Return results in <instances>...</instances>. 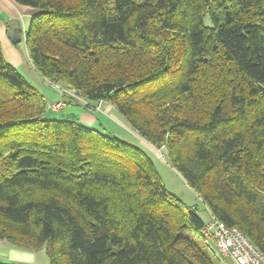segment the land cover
<instances>
[{
	"label": "trees",
	"instance_id": "1",
	"mask_svg": "<svg viewBox=\"0 0 264 264\" xmlns=\"http://www.w3.org/2000/svg\"><path fill=\"white\" fill-rule=\"evenodd\" d=\"M14 1L40 9L25 42L49 86L112 104L264 252V0ZM49 105L0 41L1 239L51 264H222L148 152Z\"/></svg>",
	"mask_w": 264,
	"mask_h": 264
},
{
	"label": "rangeland",
	"instance_id": "2",
	"mask_svg": "<svg viewBox=\"0 0 264 264\" xmlns=\"http://www.w3.org/2000/svg\"><path fill=\"white\" fill-rule=\"evenodd\" d=\"M30 8L35 10V13H38L40 11L39 8L36 7H31ZM33 15L30 17H25V16H20L19 17V26L20 28L24 31V29H27L28 26L30 25L31 19ZM2 21L0 20V23ZM18 49L21 54V64L16 66L17 70L23 75V77L28 80L32 85L35 87L39 88L41 91L47 93V94H54L57 91L55 89L48 85L46 81H44V78L32 67V65L28 61L27 57V48H26V42L25 39L17 43ZM3 53L5 57L10 61V54L8 53L7 49L5 48V45H2ZM12 62V61H11ZM62 84V83H61ZM65 86V85H64ZM67 87V86H66ZM58 93V92H57ZM59 94V93H58ZM75 96H73L74 100L82 102L84 105L86 104V100L84 97H82L79 93L74 91ZM102 102L99 104L101 107ZM78 112L77 114L80 115L82 113L83 109L81 110L77 109ZM67 111H71V109H65L62 110V113H67ZM59 112V113H61ZM58 112L53 110H49L48 116L50 118H63L64 116L60 115ZM122 120H124V117H120ZM108 119V118H107ZM112 121L114 124H117L116 120L114 118H111L109 121ZM106 128H103L102 126L100 127H95L102 132L105 133H110L111 128L108 127H113L111 123H106ZM118 125V124H117ZM119 126V125H118ZM118 129V128H116ZM123 129V128H122ZM121 129V130H122ZM124 130V129H123ZM130 130V129H129ZM121 133V132H120ZM114 134V133H113ZM122 134V133H121ZM116 135V134H115ZM123 139L131 142L132 144L139 145L142 147L148 154L152 157L155 166L164 182L166 185L167 189L178 196L181 200V202L187 206L188 208L191 209H196L197 213L201 216V218L204 221H208L210 219V212L208 211V208L206 207L205 203L202 201V199L198 196L196 191H194L185 181V179L182 177V175L171 165L168 156L166 154V148L165 146L157 147L153 146L150 142L146 141L148 143H144V141L138 137V138H133L132 136H129L127 134H122ZM125 137V138H124ZM190 238H192L199 246L202 248L208 250L209 247L205 244V236L203 232H191L190 233ZM210 245V248L214 246V241L211 239H208V243ZM0 262H22L26 264H51L49 256L44 248L42 249H29L26 247H22L16 244H13L12 242L6 240V239H1L0 238Z\"/></svg>",
	"mask_w": 264,
	"mask_h": 264
},
{
	"label": "crops",
	"instance_id": "3",
	"mask_svg": "<svg viewBox=\"0 0 264 264\" xmlns=\"http://www.w3.org/2000/svg\"><path fill=\"white\" fill-rule=\"evenodd\" d=\"M34 14H36L35 10L30 8L29 6L18 4L14 0H0V20L2 21L0 23V41H1V45H5V48L10 54L9 56L10 61L9 60L8 61L15 67L21 64L22 60H21V54H20L17 44H14L12 42V35L14 34L16 30H19L21 34V41L25 39V32L27 29H24L23 31L20 28L19 22H18L19 17L21 15L25 17H30L31 15H34ZM44 81L47 82L46 79H44ZM43 93L45 94L47 102L49 104L53 102H57L61 99L60 95L57 92L54 94H50V95L45 92ZM67 108L71 109V111H67V113L61 112L62 110H65ZM81 108L83 109V111L79 115L76 112H78L77 109L81 110ZM100 108L101 109L99 111L90 112L87 109H85L84 104L82 102L68 98L66 106L62 108L61 110L56 111V113L61 112L59 114L62 116H71V115L77 116L78 120L81 123L92 126V127L102 126L103 128H106L107 126L106 123H111L113 126L116 125L115 127L118 129L113 128V127H108L112 129L109 132L115 133L116 135H119L122 137H123L122 134H127L129 136H132L133 138L139 137L141 141L143 140L144 143L146 142L143 138H141V136L136 131L133 130V128L129 126L125 118L124 120L120 118L122 114L112 104L108 102H102ZM110 116L111 118H114L116 120L119 126L117 124H114L111 120L109 121Z\"/></svg>",
	"mask_w": 264,
	"mask_h": 264
},
{
	"label": "built area",
	"instance_id": "4",
	"mask_svg": "<svg viewBox=\"0 0 264 264\" xmlns=\"http://www.w3.org/2000/svg\"><path fill=\"white\" fill-rule=\"evenodd\" d=\"M49 82L61 97L59 101L50 103L49 108L59 111L66 106L67 98H74L75 90L59 82L50 80ZM85 105L90 112L101 109L100 105L96 106L88 102ZM202 232L206 238V244L208 239L214 241L212 249L222 264H264V252L254 245L238 227L227 226L217 218L210 216Z\"/></svg>",
	"mask_w": 264,
	"mask_h": 264
},
{
	"label": "water",
	"instance_id": "5",
	"mask_svg": "<svg viewBox=\"0 0 264 264\" xmlns=\"http://www.w3.org/2000/svg\"><path fill=\"white\" fill-rule=\"evenodd\" d=\"M20 41H21V34H20L19 30H16V31L14 32V34L12 35V42H13L14 44H17V43H19Z\"/></svg>",
	"mask_w": 264,
	"mask_h": 264
}]
</instances>
